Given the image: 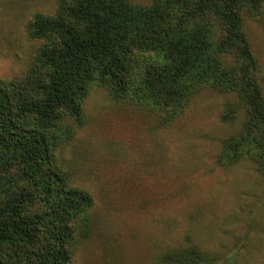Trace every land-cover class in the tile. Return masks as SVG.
I'll return each instance as SVG.
<instances>
[{
  "label": "trees",
  "instance_id": "obj_1",
  "mask_svg": "<svg viewBox=\"0 0 264 264\" xmlns=\"http://www.w3.org/2000/svg\"><path fill=\"white\" fill-rule=\"evenodd\" d=\"M36 13L40 42L20 78H0V264H73L92 230L94 198L76 187L61 150L85 123V103L102 89L168 125L195 95L226 96L220 119L236 125L217 163H249L264 182V72L245 21L264 0H55ZM163 264H213L193 243Z\"/></svg>",
  "mask_w": 264,
  "mask_h": 264
},
{
  "label": "rangeland",
  "instance_id": "obj_2",
  "mask_svg": "<svg viewBox=\"0 0 264 264\" xmlns=\"http://www.w3.org/2000/svg\"><path fill=\"white\" fill-rule=\"evenodd\" d=\"M55 8V0H0L1 79L26 74L40 47L27 25ZM245 30L264 72V15L246 20ZM225 101L202 89L162 125L147 109L91 92L83 127L61 150L72 183L94 198L91 234L73 264H163L164 253L188 243L213 264H264L263 179L247 162L217 163L236 129L221 122Z\"/></svg>",
  "mask_w": 264,
  "mask_h": 264
}]
</instances>
